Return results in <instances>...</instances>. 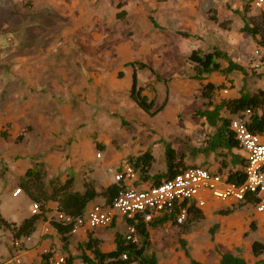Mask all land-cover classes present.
<instances>
[{
	"label": "crops",
	"instance_id": "0c3cea01",
	"mask_svg": "<svg viewBox=\"0 0 264 264\" xmlns=\"http://www.w3.org/2000/svg\"><path fill=\"white\" fill-rule=\"evenodd\" d=\"M117 1L119 0H14L15 5H18L21 10L23 17L21 21L26 23V27L30 24L32 26L19 30L18 27L16 28V24H13L12 27L6 30L8 25H5V31L1 33L13 32L15 39L20 41L19 43L21 44L20 32L26 31V35L22 36L30 41V51H37L38 47H41V50L34 56L20 57L18 55L21 54V51L18 50L17 45L14 49H10V51H13V55L5 56L1 63L6 64L8 68L6 66L2 67L6 69L1 70L0 68V139H2L0 140V192H5L7 203L6 208L2 205V210V201L0 200V219L19 225L24 219L31 216V204L28 206V211L21 212L20 209L21 206L26 204L27 195L22 191L16 197L12 195L18 189L19 181L25 176L28 169L42 167L46 174V181L57 178L60 182H65L70 178L72 179L71 191L78 193L84 191L85 183H89L97 192L115 183L114 172L123 166L124 161L129 157H137L145 152H149L153 157L148 171V175L151 178L147 181H138L137 178L134 182L125 181L124 184L127 187L136 188H144L151 185L153 183L152 177L163 176L166 172L165 154L163 158L162 153L161 158L163 168L161 166L155 167L153 151L156 149L157 153L161 155V149L165 148L166 145L173 149L176 158L182 157L187 166H205L215 172L221 169L219 161L218 163L212 162L211 156L214 153L205 155L201 151L202 149L198 152L202 153L204 157L196 159L197 161L194 163L187 164L186 160H190V158H186L183 153H175L174 147L169 140L164 139L161 141V137L156 136L158 130L160 132L161 129L156 126H145V122L142 124L138 122L136 130L126 135H123L119 124H112L108 131L98 136L100 133L97 131L101 130L99 128L101 127V119L97 120L98 117H94L93 113L91 114L90 108L100 106L102 111L107 112V110H110L116 114L121 113L120 109L122 108H130V111L133 112L134 108L138 107L129 98L133 72L136 73L138 84L142 87H144V80L140 79L138 71L146 69L154 77L158 75L159 78L155 77L156 80H163L154 71V67L147 65L145 59L154 61L156 56L162 57L167 54L166 50L162 49L156 55L154 47L149 45L146 38L142 41L136 40L138 41L137 46L140 47L139 55H136L134 51L132 39L118 43L117 38H110L105 46H98V43H103L104 40L106 42L109 38V31L112 29L113 23L116 22L117 14H123L122 12H112V15L106 11V15V12L102 10L103 8L105 9L103 4L107 5L109 2ZM136 1H140L141 4L137 8L131 9L128 15L131 13L133 22L139 21L142 27L145 25L144 31L138 25L137 30H141L142 37L149 33V24L155 29L161 27L164 31H177V34L183 38H188L189 35L185 33L187 36H182L180 33H184V31L196 32L199 29H203L207 23H214L226 31L230 28L229 22L233 14L239 15L241 11V7H238V9L234 8L235 2H233L234 4L231 8H227L231 4L228 0ZM208 1L211 5L204 8L203 4L208 3ZM119 3L117 2L116 4ZM1 6L4 10H7L10 2L7 3L6 0H3ZM244 6L245 4L242 7V12L246 14L243 11ZM145 7L148 9L146 10ZM209 11L210 13L215 12L218 22L209 20ZM133 12L136 13L133 15ZM43 13L55 17L53 23L60 29V38L55 39L53 35H47V31L52 29V26L47 24L49 17H42ZM154 15H157L158 19ZM150 18L153 19V24L150 22ZM223 18L225 19L222 20ZM222 22H224L223 25L225 26L219 25ZM33 23L38 25L33 27L35 25ZM40 24L43 27L47 26L46 29H41ZM94 28H100V33H95ZM32 29L36 36L35 39H32ZM105 31L107 35H104ZM11 32L10 34H12ZM42 32L43 34L41 35ZM87 33H92V37L88 39L86 37ZM70 38H73L74 42L79 46L81 45V47L93 48L92 53L97 50V47H101L100 49L108 47L110 50L105 53L99 52L93 58H91V55H83L82 58H78L77 64H81L82 69L80 73L76 74V77L68 70H66L67 74L63 69H60L56 71L55 78L53 71H50L47 66L42 67L41 64L47 61L50 62L49 58L51 51L54 49L53 47L57 45L63 46V43L66 46H72L73 42L69 40ZM88 40L95 41L97 45L85 44ZM6 41L12 42L10 39ZM48 41L49 44L46 43ZM44 43L46 44L44 45ZM162 46L164 47L163 43ZM226 48V46L214 45L212 50L218 49L226 53L234 63L240 65L230 57L225 50ZM192 50H198L202 53L212 51H202L197 48ZM140 57L145 58L135 60V58ZM109 61L119 64L118 67L112 70L103 68L102 65L110 64ZM217 61L222 67H226L224 60ZM133 63H142L146 65V68H134L130 65ZM95 65L99 66L95 68ZM119 73H121V77H118ZM234 73L241 74L232 72L224 76L219 73H212L204 76L202 82H210L215 85L211 79L205 80L204 78L218 74L223 79H227ZM215 86L221 87L216 91L214 99V103L218 104L220 101L225 100L222 99V95H228L229 91L223 89L222 83ZM262 87L264 86L258 85L255 92L258 90L264 91ZM240 90V88L233 89V94L237 93V96L229 99L238 98L244 94L251 95L246 92L240 94ZM144 91L145 89L142 94L146 96ZM165 97H167L166 105L161 112L167 109V90H165L162 102ZM153 100L156 107V100ZM39 108L42 109L39 110L38 118L34 119L33 124L31 114ZM87 111L90 112V115H87ZM221 113L223 117L233 118L225 111ZM122 116L125 115L122 114ZM103 117L108 121L107 113ZM164 117L166 126L171 125V115L167 112ZM199 118L205 121V119ZM207 126L212 130L210 133L212 135L214 129L208 124ZM151 129L155 130L156 133L152 135ZM107 132L110 134H107ZM261 134L263 135L264 133ZM115 135L123 137V140H116L115 142L113 138ZM105 152H109L107 160L103 156ZM231 153L236 155L239 160L234 165H231V157L227 155L224 159L228 163L229 167L227 168L232 167L233 170L242 171L245 164L243 152L238 148L233 149ZM97 155L99 156L97 157ZM205 156H209V158L207 159ZM198 161H201L200 165L197 164ZM105 168L107 172H105ZM226 172L227 170L223 171L222 174L227 178ZM201 197L204 202L202 207L197 208L191 205L201 213L198 218L185 220L182 225H174L175 227L169 221L156 227L150 226L149 223L147 224L149 238L145 255L154 256L157 264H190V259L201 264H216L222 254L231 253L243 258L247 264H264V253L255 256L252 252V244L254 242L264 245V212H257L255 205L239 207L238 204L240 202L236 203L232 200L220 201L212 197L207 191H203ZM93 205L104 206L105 200L102 197L94 198L87 204L84 212ZM222 210H232L233 212L229 215H221L220 211ZM57 211V205L53 202H49L44 210H40V218L35 224V229L28 235L30 237L29 241H23L19 250L13 246L14 240L22 239L24 236L14 239L10 228L0 224V263L10 258L13 254L19 253L22 264H40L42 255L50 251V253L55 255H70L73 258L72 264H83L78 258L82 251L81 249L79 250V246L86 242L89 234L96 239L102 252H109L115 248V234L118 233L124 236L126 232L125 220L118 216L112 226L106 229L96 228L87 232L70 234L67 252H65L62 249L61 237L52 226V223H54L53 216ZM45 229H48L47 233L44 232ZM163 229H166L170 236L178 237L177 243L180 247L178 251L175 248L167 249L165 247H162L159 252L148 250L150 247V232L154 231L156 234H160ZM108 230L112 232H108ZM180 240L184 241L190 259L184 255ZM85 253L90 256L88 251Z\"/></svg>",
	"mask_w": 264,
	"mask_h": 264
},
{
	"label": "rangeland",
	"instance_id": "374dc122",
	"mask_svg": "<svg viewBox=\"0 0 264 264\" xmlns=\"http://www.w3.org/2000/svg\"><path fill=\"white\" fill-rule=\"evenodd\" d=\"M2 1L3 0H0V44L1 46H3H0L1 70L8 68L6 64L1 63L4 60L5 56L13 55V51H10V49H14L17 45L18 50L21 51V54L18 55L20 57H31L41 50V47H38L37 51H30V41L26 40L25 37L22 36L26 35V31L20 32V36L22 39L21 44L19 43L20 41L15 39V34L13 32L9 31L6 33H1L5 31V25H8V28H6V30L12 27L13 24H16V28L18 27L19 30H24L31 25L30 24L28 27H26V23L21 21L23 18L21 15V10L18 5H15L14 0H6L7 3L10 2V6L7 8V10H4L1 6ZM228 1H230L231 4L228 5L227 8H231V6L234 4L233 2L236 3V5L234 6L235 9L241 7L239 15L233 14V16L231 17V20L229 22V30L227 29L225 31L214 23H207V25L204 26L203 29H199L196 32L184 31V33H187L189 35L188 38L179 36L177 34V31H164L161 27H158V29L152 28L150 24L149 33L142 37L140 31H144L145 25H143L142 27V24H140L139 21L133 22L131 13L130 15H128V12L131 11V9H133L134 7L137 8L138 5L141 4L140 1L137 2L136 0H119L117 1L120 2L119 4H116L117 2H109L107 5H104L102 3L103 6H105V9H102L103 12L108 11L110 14H112V12H122L123 14H117L115 19L116 22L113 23L112 29L109 31V38L106 40V42H104V40L103 43H98V46H105L110 38H117L118 43L123 40L127 41L132 39L134 43V51L136 55H139L140 47L137 46L138 41L136 40L142 41L144 38H146L149 42V45L154 47L156 55L160 50H166V55L162 57L156 56L154 58V61L145 59L147 65L150 67H154V71L159 74L160 78L163 80H156L151 72H148L146 69L138 72L140 75V79L144 80L143 85L145 86L144 93L146 94V96L149 99H155L158 106L162 103L165 90H167L168 102L166 106L167 109L164 112H160L153 117L147 115L138 107H135L133 112L130 111V108H122L120 109L121 113L118 114L111 112L110 110H107V112L102 111L100 109V106L90 108L91 114L93 113L94 117L97 116V120L101 119V127H99L101 128V130L99 129L97 131L98 133H100L98 134V136L108 131L110 125L112 124H119L123 135H126L128 133H133L132 131L136 130L135 128L138 122H140L141 124L145 122V126L159 127V129L161 130L160 132L158 130L156 136H160L161 141H163L164 139L169 140L174 147L175 153H183L186 158H190V160H186L187 164L194 163L195 161H197L196 159L202 158V156L204 157V155L202 153H199L198 151L205 147V139L206 137L210 136L212 130L207 126L204 120L200 119L195 114L197 110L206 108V105L205 101L200 95V83L197 82V80H195V77L193 76V64L188 60V55L191 49L197 48L202 51H210L212 50V47L214 45L220 47L226 46L227 48L225 50L228 52L230 57H232V59L236 60L241 66L245 68V75L234 73L229 78L223 79L222 76L213 74L211 75V77L204 78L205 80L211 79V81L215 85L222 83V85L224 86L223 89H227L229 91L228 95H222V99H229L231 97L237 96V93L233 94V89L236 88L241 89L240 94H243L244 92L253 94L258 85L264 86V66L256 67V59L254 56V51L259 50L260 55L264 59V46L257 43L258 40H253L252 36L243 31L244 24H250L254 19L262 17V13H264V10L254 7L253 0ZM244 4L248 5L246 14L242 12V7ZM210 5V2L208 1V3L203 4V7H209ZM147 9L148 8H146V10ZM46 11L48 12V10ZM135 13L136 12H133V15ZM44 16L49 17L47 24H50V26H52V29H49L47 31V35H53L55 39L60 38V29L53 23L55 17H51L43 13L42 17L44 18ZM154 17L158 19L157 15H154ZM224 19L225 18H223L222 20ZM33 24H35L33 27L38 25L36 23ZM138 25L140 26L141 30H137ZM39 26H41V29L43 28L44 30L47 27H43L42 24H40ZM94 30L95 33H100V28H94ZM10 32L12 34H10ZM31 32L32 39H35L36 36L33 29ZM42 34L43 32L41 33V35ZM87 34L88 35L86 37L88 39L92 37V33ZM12 35L14 36V38ZM104 35H107L106 31ZM77 36H79V34H77ZM7 39H10L12 42H7ZM69 40L73 42L72 46H66L63 43V46L57 45L56 47H53L54 49L50 53V62L47 61L46 63L41 64L42 67L47 66L50 71H53V75L55 76V78L57 74L56 71L60 69H63L67 74L68 72L66 70H68L70 73H72V75L76 77V74L80 73L82 69V65L77 64L78 58H82L83 55H91V58H93L99 52L105 53L107 50H110V48L108 47L103 49H100L101 47H97V50L92 53V50H94L93 48L81 47V45L79 46L76 42H74L73 38H70ZM46 43L49 44V41ZM46 43H44V45ZM162 43L164 47L162 46ZM85 44L93 46L97 45L95 41L91 40H88ZM144 58L145 57L135 58V60H142ZM109 62L110 64L108 63L102 65V67L112 70L119 65L115 62ZM3 66H6V68H2ZM98 66L99 65H95V68H97ZM262 89L264 90V87H262ZM40 109L42 108L36 109L35 112H32V123L34 122V119L36 117L38 118ZM167 112L171 115L172 119V124L168 126H166V124L164 123V114ZM105 113H107L108 121H106V119L103 117ZM122 114H124L125 116H122ZM87 115H90V112L87 111ZM155 133L156 131L151 129V134L153 135ZM107 134L110 133L107 132ZM113 138L115 139V142L116 140H123V137L118 135L113 136ZM162 149L161 155L157 153L156 149L153 151V154L155 156V167L161 166V168H163V162L161 158L162 153L164 158L165 148ZM108 153L109 152L103 153V156L106 158L105 160H107L108 158ZM205 157L207 159L209 158V156ZM221 158L217 157L216 154H213L211 156L212 162L214 163H218L219 159ZM200 162L201 161H198L197 164L200 165ZM105 172H107L106 168ZM26 197L27 201L25 202L26 204H24V206H21V212L28 211L29 204L33 202V200L28 196ZM0 200L2 201L1 208L2 205H4V207L6 208L7 203L4 191L0 192ZM108 232L112 231L108 230ZM150 233V247L148 250L159 252L162 247H165L167 249L175 248L176 251L180 249L179 244L177 243L178 237L170 236L169 232L166 229H163V231L160 233L161 235L156 234L154 231Z\"/></svg>",
	"mask_w": 264,
	"mask_h": 264
},
{
	"label": "trees",
	"instance_id": "16d2710c",
	"mask_svg": "<svg viewBox=\"0 0 264 264\" xmlns=\"http://www.w3.org/2000/svg\"><path fill=\"white\" fill-rule=\"evenodd\" d=\"M160 1V0H158ZM248 5L244 6L243 11L247 12ZM212 12V11H211ZM262 17H258L252 21V23H245L243 31L250 34L253 39L258 40L257 43L264 46V13ZM209 20L218 22L215 12H208ZM150 22L153 24V19L150 18ZM227 22V21H225ZM224 22L219 23L221 26ZM182 36H187L185 33H180ZM189 61L193 64L195 72V79L201 86V97L205 101V105L208 108L204 110H198L197 116L205 119L206 123L214 129L212 135H210L205 141V147L201 150L205 155L210 153L216 154L217 157H222L219 162L221 169H218V173H222L227 170V182L240 184L243 182L244 177L242 171L238 169L227 168L228 163L224 160L227 155L231 157V165H234L239 158L233 155L231 151L238 149L239 145L236 142L233 133L229 129V123L231 117H223L221 112L225 111L228 115L234 116L242 114L249 110L247 128L253 133H264V91L258 90L251 95H240L238 98L225 99L220 103L215 104V94L221 87L215 86L210 82H202L203 77L212 73H219L224 76L231 74L232 72H239L243 75L246 74V70L241 65L234 63L226 53L221 52L218 49H213L211 52L202 53L198 50H192L188 57ZM217 60H224L226 67H222ZM134 68L139 69L146 68V65L130 64ZM152 71V70H150ZM121 77V73L118 74ZM158 79V75H155ZM145 86L142 87L138 84L136 73L132 74V83L129 89V98L147 115L153 117L161 112L167 101L165 97L164 101L157 107L153 99L149 100L142 94ZM165 160H166V172L163 176L152 177L153 183L151 185H158L162 181H166L172 178L181 169L187 167L182 157L176 158L173 149L169 145L165 146ZM153 157L149 152H145L137 157H129L124 161V164L131 166L137 173L138 181H147L151 178L148 175V171L151 167ZM46 174L42 167L28 169L25 176L19 181L18 190L24 192L30 199L39 203L41 210L47 206L49 202L56 203L59 212H63L72 216L82 215L85 207L96 197H102L105 200L104 206H109L115 197L125 190L127 186L123 181H118L108 185L99 192L95 191L89 183L84 184V191L81 193L72 192L71 184L72 179H67L65 182H60L57 178L46 181ZM257 198L254 195H246L245 199L238 205H255ZM232 210H222L221 215H229ZM41 214V213H40ZM40 214L31 215L24 219L19 225L15 223H8L0 219V224L10 228L13 238L18 239L21 236H28L35 229V224L40 218ZM200 212L194 209L192 206L188 208V214L186 220L191 218H198ZM172 222V226L177 225L174 221L173 215H163L154 218L151 222H144L139 220L135 225L136 235L138 237L137 242L126 241L121 234H115V248L109 252H102L99 249L98 242L92 238V235L87 236L85 243L79 246L81 253L79 260L83 264H157V260L154 256L145 255V249L148 245L149 233L147 231V224L156 227L165 222ZM113 224V223H112ZM111 224V226H112ZM52 226L61 237L62 249L67 252V246L69 244L70 227L62 226L56 223H52ZM178 226V225H177ZM252 226V225H251ZM184 255L190 259L188 250L185 248L183 240L179 241ZM86 251L90 256L86 255ZM252 252L255 256H259L264 253V245L259 242L252 244ZM44 258L45 255H42ZM73 258L70 255L65 256V264H72ZM190 264H201L190 259ZM216 264H247L245 260L239 256H235L231 253L222 254L219 261Z\"/></svg>",
	"mask_w": 264,
	"mask_h": 264
},
{
	"label": "built area",
	"instance_id": "2783aa9c",
	"mask_svg": "<svg viewBox=\"0 0 264 264\" xmlns=\"http://www.w3.org/2000/svg\"><path fill=\"white\" fill-rule=\"evenodd\" d=\"M256 8L264 10V0H253ZM256 67L264 66V59L259 50L254 51ZM226 93V91H224ZM250 111L234 115L229 123L239 149L243 152L244 180L240 184L227 182L222 173L212 171L203 166H187L177 172L172 178L162 181L158 185H148L144 188L127 187L119 192L109 206L93 205L84 214L72 216L63 212H55L53 222L70 227V234L87 232L96 228L110 227L115 218L120 216L125 220L126 241L137 242L135 224L139 220L151 222L155 217L173 215L177 225H182L187 217L189 206L200 208L204 205L201 193L207 191L212 197L220 200L242 202L246 195L257 198L255 210L264 212V134L253 133L246 124ZM99 155H97L98 157ZM110 171V169H109ZM137 180L135 170L127 165L114 172V181L134 182ZM20 194V190L13 192V197ZM40 205L32 202L31 215L40 213ZM45 233L48 229L44 230ZM29 236L14 240L13 246L21 249L23 241H29ZM45 257L40 264H65L64 255H55L50 251L45 252ZM0 264H22L19 253Z\"/></svg>",
	"mask_w": 264,
	"mask_h": 264
}]
</instances>
